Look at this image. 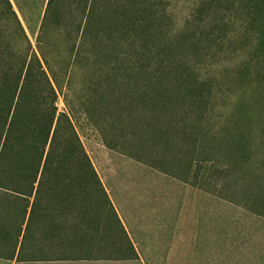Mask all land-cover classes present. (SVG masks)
Returning a JSON list of instances; mask_svg holds the SVG:
<instances>
[{"label": "trees", "instance_id": "obj_1", "mask_svg": "<svg viewBox=\"0 0 264 264\" xmlns=\"http://www.w3.org/2000/svg\"><path fill=\"white\" fill-rule=\"evenodd\" d=\"M178 1L47 0L33 45L0 0L1 242L22 236L29 256L87 244L97 228L82 204L107 200L81 140L87 127L112 143L151 127L174 147L231 142L239 174L264 176L252 146L264 157V0H187L177 25ZM227 32H240L234 50L245 52L235 79L261 94L254 122L241 99L230 116H211L222 96L201 65Z\"/></svg>", "mask_w": 264, "mask_h": 264}, {"label": "rangeland", "instance_id": "obj_2", "mask_svg": "<svg viewBox=\"0 0 264 264\" xmlns=\"http://www.w3.org/2000/svg\"><path fill=\"white\" fill-rule=\"evenodd\" d=\"M10 1L34 45L47 0ZM191 7L187 0L172 6L177 25L188 17ZM239 35L240 32H227L224 40L213 45L201 72L217 85L222 96L211 111L214 119L230 116L241 99L252 106L245 116L254 122L253 104L261 94L235 79L245 55L237 44L240 51L234 50ZM63 107L60 100L59 108ZM138 131H125L122 140L117 135L115 143L90 127L80 135L104 189L111 191L123 215L130 212L127 214L135 216L138 210H149L158 227L171 226V258L156 260L155 264H264V176H252L247 171L239 174V160L231 142L204 143L199 138L174 147L170 142H156L154 127ZM226 135L227 132L222 134ZM251 136L254 138V131ZM252 146L258 154L256 162L264 169L260 141L253 139ZM174 150H178L175 155ZM82 205L89 222H115L111 207L103 198L88 199ZM126 221L130 227L127 218ZM95 233L98 232L92 234ZM58 256L62 257L60 261L116 257L113 264H137L124 258L131 256L129 245L111 240L81 246L74 243L63 255L39 257Z\"/></svg>", "mask_w": 264, "mask_h": 264}, {"label": "crops", "instance_id": "obj_3", "mask_svg": "<svg viewBox=\"0 0 264 264\" xmlns=\"http://www.w3.org/2000/svg\"><path fill=\"white\" fill-rule=\"evenodd\" d=\"M109 206H111V215L115 222H98L93 229L97 235H92L87 243L98 244L104 240H111L117 243L123 242L130 247V259L137 264H155L156 260H170L171 258V226L164 224L158 227L155 222L154 213L150 214L149 210H140L134 212L135 216L120 211V208L113 200L111 191L105 190ZM141 213V214H140ZM131 225L130 227L127 224ZM117 219V220H116ZM131 228V229H130ZM110 232L106 234V232ZM163 240H162V239ZM103 240V241H102ZM162 240V241H161ZM22 236L11 240L0 241V264H113L116 257H85L75 261H60V259H43L38 255L29 256L26 252L19 254ZM162 242V246H160ZM166 243L168 244L166 246ZM26 245V244H25ZM27 246V245H26ZM25 246V247H26ZM162 247V248H161ZM160 254L161 256H157Z\"/></svg>", "mask_w": 264, "mask_h": 264}]
</instances>
